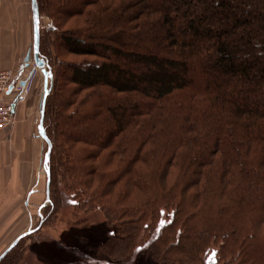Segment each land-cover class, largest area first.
<instances>
[{
  "label": "trees",
  "instance_id": "trees-1",
  "mask_svg": "<svg viewBox=\"0 0 264 264\" xmlns=\"http://www.w3.org/2000/svg\"><path fill=\"white\" fill-rule=\"evenodd\" d=\"M37 4L39 13L53 21L40 31L39 51L58 90L53 122L52 89L44 106L52 149L49 203L41 211V224L61 206L59 173L73 183L67 188L71 203L84 207L91 201L106 204L108 195L127 184L123 180L139 176L128 184L147 196L146 204H155L158 191L170 203L156 207V219L147 222L145 210H127V191L117 194L113 207L122 206L116 211L120 229L126 230L113 240L116 259L127 260L148 233L158 231L147 250L160 254V262L173 253L193 264H264L258 243L264 227V0ZM72 18V28L64 30ZM49 34L82 60L54 66L43 48ZM66 81L73 88L65 96ZM75 103L71 116L67 107ZM70 123H79L80 130H68ZM67 143L77 151L65 150ZM153 165L155 174L142 172V166ZM173 168H179L180 180L168 190L147 180L164 178ZM204 196L218 200V216L190 234L186 224L195 217L184 213L183 199L191 197L199 207L206 204ZM228 245L234 251L225 256Z\"/></svg>",
  "mask_w": 264,
  "mask_h": 264
},
{
  "label": "rangeland",
  "instance_id": "rangeland-1",
  "mask_svg": "<svg viewBox=\"0 0 264 264\" xmlns=\"http://www.w3.org/2000/svg\"><path fill=\"white\" fill-rule=\"evenodd\" d=\"M27 2V1H26ZM24 0H12L11 4L14 7V4L17 9L23 8L24 10ZM19 11V10H18ZM76 19L72 18L69 19L67 25L63 28L70 29L72 28V25L74 24V21ZM79 20V19H77ZM51 24H53L52 19L46 15L41 13L40 14V31H44L47 29ZM78 24V23H76ZM62 29V30H63ZM53 34V33H52ZM52 34L47 35L48 41L46 43V46L44 45V49L47 47L48 51L50 52L49 57L51 58V62L54 63V66L59 63V61L64 60L65 62H79L82 60L81 57L76 56L74 54H70L67 52L64 43L61 41V39H56ZM58 54V55H57ZM20 60L22 58V53L20 55ZM19 60V61H20ZM46 61V59H45ZM33 62V60H32ZM30 61V63H32ZM48 62V61H47ZM10 70H14L17 72V67L12 68H6ZM2 69V70H6ZM46 71H48L47 68H45ZM1 71V70H0ZM47 74V73H46ZM45 74V75H46ZM22 78L25 77L24 74H21ZM46 77L47 83L45 82L46 86L44 88L52 89L51 97L49 100V109L51 111V121L55 120V112L57 110L56 104V95H58L56 88H53V82L52 78ZM69 77V76H68ZM254 82H257L255 80ZM52 83V85H51ZM64 85V84H63ZM27 93L25 95V98L30 95V87L29 84L27 86ZM72 88L73 85L69 84L68 81H66V84L64 85L63 93L64 95L72 94ZM44 89L41 93V98L43 96ZM35 95V94H34ZM23 102V101H22ZM77 108V103L70 105L67 107V112L73 116L75 113V109ZM54 112V114H52ZM50 114V113H49ZM53 122V121H52ZM51 125L52 123L49 122ZM74 123H70L67 128L70 131H76L80 130V124L77 123L76 126L73 125ZM52 129V128H51ZM50 130V128H49ZM53 130V129H52ZM51 130V133L54 135L53 131ZM69 133V132H68ZM69 134H67L68 136ZM63 139L66 140V135H62ZM98 134L94 136V138L98 139ZM63 147V146H62ZM68 143L63 148H67L68 152L71 153V150L74 152L77 151L76 148L70 146L69 148ZM72 147V148H71ZM146 149L151 148L152 146H145ZM154 148V147H153ZM71 149V150H70ZM72 151V152H73ZM73 152V153H74ZM64 153L62 156H64ZM75 154V153H74ZM78 154V153H77ZM163 162V161H162ZM161 164V163H160ZM153 165L151 166V169L148 166H142V172L144 174L146 172L155 174L154 166L159 167L162 165ZM148 167V168H145ZM153 168V169H152ZM147 169V170H146ZM177 169V168H176ZM175 168L171 169L169 174L164 178H159L156 175L150 176L147 180H150L154 182L152 184L153 187H160L164 186L166 190L173 184L174 182L179 181L178 176V169L176 171ZM58 170L62 172L61 166L58 167ZM60 180L58 179L57 187L59 189V195L61 200V206L57 213L53 215L50 219L46 220V222L41 224V213L40 216L34 215L33 212V225L30 228L32 231L31 235L28 238H22L15 249H13L5 259L2 260L0 264H193L191 261L186 260L184 256V260H180L181 256L179 254H169L168 259L165 262H160L159 255L160 254H153L152 251L147 250L148 244L151 240L154 239V237L158 234V231H155L154 233H148L146 236V241H140L138 243V246L136 249L132 252V255L127 260H121V258L116 259L115 252H111L112 244L114 239H117L118 236H124V231L121 230L124 229V226H120V214L116 210H121V207L118 209H114L113 205L116 203L115 198L118 193L127 191L129 193V197L126 199L125 203H127V210L134 212V214L138 211V209L145 210V220L148 222V220H155L156 218V207H163L166 204L170 203L169 198L165 197L163 198L162 193L160 191L156 192L154 196L158 199H156V202L154 205H148L146 204L147 196L145 194H142L141 191L138 189L133 190V188L128 184L130 182H134L135 180H138L140 178H137L139 176H136L135 179H127L123 180L122 183H127L124 186H119L117 191L112 193L111 195H108L107 203H98L97 201H91L89 204L84 205H75L71 203L70 200V193H68L67 188H70L69 186L73 184L71 182L70 178L64 177L63 173L60 174ZM163 180V181H160ZM71 182V183H70ZM90 184V183H89ZM88 184V186H89ZM165 184V185H164ZM160 185V186H159ZM98 186V182H94L90 184V187L93 190ZM120 190V191H119ZM171 196V195H169ZM205 197V196H204ZM207 199H201V201L206 202L205 206L201 203L198 206H195L192 201H194L191 197L184 198L183 201L186 205L184 209L185 214H194V219L191 221H188L187 229L190 234L194 233L195 230L203 228V224L208 223L206 220L217 218V199L212 196L205 197ZM42 200V195H38L33 198V201L35 203ZM49 202H46L48 204ZM151 203V202H150ZM164 204V205H163ZM124 205V204H123ZM163 205V206H162ZM126 207V206H124ZM33 209V207H32ZM194 210H199L197 213L194 212ZM42 211V210H41ZM115 212L118 213L117 216H115ZM154 214V217H153ZM153 217V218H152ZM125 217H123L124 219ZM164 222H167V219L164 217ZM241 220V219H240ZM27 218L26 216H22L17 218V230L14 233L10 234L9 241H11L19 232L24 230V228L27 226ZM41 224V226L37 229V227ZM134 226V225H133ZM121 228V229H120ZM115 231V236H111V233ZM200 231V230H199ZM247 231V230H246ZM255 233L256 229H254ZM259 238L260 243L259 246L261 248H264V227L259 228ZM114 234V233H113ZM244 234V232H243ZM8 241V242H9ZM7 242V243H8ZM192 243V242H191ZM194 244V243H192ZM191 244V246H192ZM196 244V243H195ZM6 246V245H5ZM4 246V247H5ZM198 246V243L195 245V247ZM254 246L253 244L249 245L248 247ZM4 247L0 248V254ZM227 246L226 250L227 253H223L225 256L230 254L234 251V247ZM258 251H263L258 246ZM230 252V253H229ZM111 253V254H110ZM253 253L256 258H259V254L255 249H253ZM264 253V252H262ZM127 254V253H126ZM153 254V255H152ZM115 258V259H114Z\"/></svg>",
  "mask_w": 264,
  "mask_h": 264
},
{
  "label": "crops",
  "instance_id": "crops-1",
  "mask_svg": "<svg viewBox=\"0 0 264 264\" xmlns=\"http://www.w3.org/2000/svg\"><path fill=\"white\" fill-rule=\"evenodd\" d=\"M11 1L0 0V70L17 67L25 76L30 73L31 93L15 106L13 124L0 138V248L6 245L3 250L20 234L31 231L33 212L40 216L46 205L47 183V145L38 130L46 75L34 62L24 63L33 45L31 0H24V10L15 4L13 7ZM40 194L42 200L35 203L33 198ZM18 216H26L27 226L9 241L10 234L17 230Z\"/></svg>",
  "mask_w": 264,
  "mask_h": 264
},
{
  "label": "water",
  "instance_id": "water-1",
  "mask_svg": "<svg viewBox=\"0 0 264 264\" xmlns=\"http://www.w3.org/2000/svg\"><path fill=\"white\" fill-rule=\"evenodd\" d=\"M31 7H32V22H33V45L31 50H29L27 52V54L24 57V63L28 64L29 61L31 59H33V62L35 64L36 67L41 68L42 70H44L47 80L48 77L52 76V72L50 70V68L47 66V62L45 61V59L43 57H41L40 55V51H39V44H40V13H39V8H38V4H37V0H31ZM48 69V71H46V69ZM46 80V83H47ZM25 84V81H22V85ZM46 86V84H45ZM50 92V89L48 88H44V93L43 96L41 98V102H40V119H39V125H38V130H39V134L40 136L44 139V141L46 142L47 145V149H46V153L44 156V167L46 170V175H47V183H46V202H49V170L47 168V164L50 158V153H51V149H52V143L50 141V139L48 138L45 128H44V106H45V99L46 96L48 95V93ZM41 226V224H39V226L37 227V229ZM32 231H27L24 232L22 234H20L12 243L11 245L6 248L1 254H0V261L1 259L25 236H27L28 234H30Z\"/></svg>",
  "mask_w": 264,
  "mask_h": 264
},
{
  "label": "built area",
  "instance_id": "built-area-1",
  "mask_svg": "<svg viewBox=\"0 0 264 264\" xmlns=\"http://www.w3.org/2000/svg\"><path fill=\"white\" fill-rule=\"evenodd\" d=\"M22 81H25L24 85ZM25 85L26 80L22 78L19 70L0 71V138L13 124L15 106L25 99L24 94L28 88Z\"/></svg>",
  "mask_w": 264,
  "mask_h": 264
},
{
  "label": "bare ground",
  "instance_id": "bare-ground-1",
  "mask_svg": "<svg viewBox=\"0 0 264 264\" xmlns=\"http://www.w3.org/2000/svg\"><path fill=\"white\" fill-rule=\"evenodd\" d=\"M32 60L33 59H31L30 61L32 62ZM30 61H29V63H30ZM30 76H31V74L30 73H28L26 76H25V78H24V80H26V85H25V88L28 86V81H29V79H30ZM24 88V89H25ZM26 94H24V96H25ZM24 98V97H23Z\"/></svg>",
  "mask_w": 264,
  "mask_h": 264
}]
</instances>
